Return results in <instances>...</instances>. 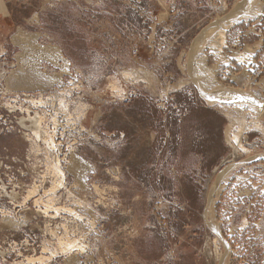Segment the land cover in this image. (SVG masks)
Here are the masks:
<instances>
[{
	"label": "rangeland",
	"instance_id": "obj_1",
	"mask_svg": "<svg viewBox=\"0 0 264 264\" xmlns=\"http://www.w3.org/2000/svg\"><path fill=\"white\" fill-rule=\"evenodd\" d=\"M21 15L0 55V264H264V0H33ZM40 97L87 131L85 171L62 163L57 193L80 219L1 194L20 205L45 170L25 102Z\"/></svg>",
	"mask_w": 264,
	"mask_h": 264
},
{
	"label": "bare ground",
	"instance_id": "obj_2",
	"mask_svg": "<svg viewBox=\"0 0 264 264\" xmlns=\"http://www.w3.org/2000/svg\"><path fill=\"white\" fill-rule=\"evenodd\" d=\"M205 32V31H204ZM222 34V33H221ZM223 39V36L220 37ZM200 40V39H199ZM46 57H50L54 60L57 57L56 52H42ZM56 60V59H55ZM17 97V96H16ZM18 98V97H17ZM46 100H53L52 98H47ZM42 97L37 100L29 99L25 102L29 103L33 108H37L39 112H35L33 117H31L29 121L31 123V138L32 144L31 152L34 154L36 163H44L45 170L43 172H39L36 176V181L28 187L26 191V195L23 198L20 205L18 202L17 195L13 192V188L10 192L7 191L5 186H1V194L2 197L8 198L12 205V209L18 208L20 206L26 205L30 200H33L34 207L37 208V212H39L43 217L49 218L50 221L59 218L61 214H66L70 216H74L76 219H80V215L76 213V207H79L80 201H71V206H59L57 205L58 197L57 193L64 188L65 183V170L67 168L63 167L62 163H69L70 166L66 170L67 172H71L74 175H77L81 172L85 171L86 166L83 164L82 159L74 154L75 149L73 146L77 144L75 140V134H78V137H82L83 133H87L86 129L80 128L78 133H75V129H72V125H76L74 123H69V120H75L72 118V115L68 112L67 108L61 103H48ZM7 107H9L12 111H21L29 116L28 107L22 110V107H15V105L11 103H17L18 100L12 99L8 100ZM28 104V105H29ZM49 104V105H48ZM49 108L47 111L46 109ZM48 117V118H46ZM62 120L64 124H62ZM20 121V124L23 125ZM29 128V126H27ZM25 128V127H24ZM29 130V129H28ZM89 133V132H88ZM65 137L72 138V143L66 146V153H63V139ZM233 142L239 145V135L233 136ZM70 142V141H69ZM70 155V156H69ZM41 157V159H37ZM68 157L67 160L65 157ZM39 160V161H38ZM35 161V160H34ZM78 178V177H77ZM48 184V185H47ZM15 187V186H14ZM216 200L213 201V204ZM211 205V208L213 206ZM211 212V211H210ZM6 225V223H4ZM9 223H7L8 225ZM8 226H13L9 224ZM63 228L65 226L62 225ZM75 241L67 240L62 243L61 239L58 238V245H61L62 253H68L70 249L76 247L74 245ZM46 250V249H45ZM45 250L42 253H45ZM54 253L50 252V256H53ZM47 258L44 256H40L39 258H27L26 264H35L42 263V260H46ZM18 264V263H16Z\"/></svg>",
	"mask_w": 264,
	"mask_h": 264
},
{
	"label": "crops",
	"instance_id": "obj_3",
	"mask_svg": "<svg viewBox=\"0 0 264 264\" xmlns=\"http://www.w3.org/2000/svg\"><path fill=\"white\" fill-rule=\"evenodd\" d=\"M32 1L0 0V55H5L8 51L14 50L13 36L17 27L16 19L28 21L29 18L27 17L29 15L24 16L21 14L23 11L28 12L30 10ZM27 44H30V42H27Z\"/></svg>",
	"mask_w": 264,
	"mask_h": 264
},
{
	"label": "snow or ice",
	"instance_id": "obj_4",
	"mask_svg": "<svg viewBox=\"0 0 264 264\" xmlns=\"http://www.w3.org/2000/svg\"><path fill=\"white\" fill-rule=\"evenodd\" d=\"M262 107H264V105H262Z\"/></svg>",
	"mask_w": 264,
	"mask_h": 264
}]
</instances>
